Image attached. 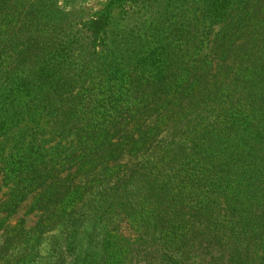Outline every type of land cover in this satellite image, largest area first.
Masks as SVG:
<instances>
[{
    "label": "trees",
    "instance_id": "16d2710c",
    "mask_svg": "<svg viewBox=\"0 0 264 264\" xmlns=\"http://www.w3.org/2000/svg\"><path fill=\"white\" fill-rule=\"evenodd\" d=\"M75 3L0 0V264H264V0Z\"/></svg>",
    "mask_w": 264,
    "mask_h": 264
},
{
    "label": "rangeland",
    "instance_id": "374dc122",
    "mask_svg": "<svg viewBox=\"0 0 264 264\" xmlns=\"http://www.w3.org/2000/svg\"><path fill=\"white\" fill-rule=\"evenodd\" d=\"M57 4L60 5H65L66 0H55ZM106 0H76L75 3V9L72 12L78 11L79 16L85 17L91 14L98 13L102 10V8L105 5ZM163 2H168V0H163ZM73 2H71L72 4ZM70 8V7H69ZM77 9V10H76ZM140 8L135 5H129L123 12H127L128 15L118 13V15L115 17L114 22L122 28L123 26L126 28H133L135 25V18L139 15ZM125 17V18H124ZM1 165H0V173L1 172ZM3 173L0 175V181L2 180ZM9 187L5 186L2 189V192L5 193L4 196L3 193H0V204L2 203L1 201L4 199L8 198L7 192ZM34 203V197L32 194H30L23 202H21L20 206L16 209L14 213L7 214L4 212L3 209H1L0 212V241L3 240L1 238L2 235L4 234H13L15 231L14 229L17 227L20 228H26L30 229L31 227L35 226L39 220L40 212L37 210H31V206Z\"/></svg>",
    "mask_w": 264,
    "mask_h": 264
}]
</instances>
